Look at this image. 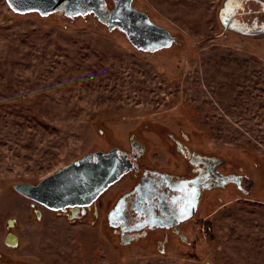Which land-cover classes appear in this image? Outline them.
<instances>
[{
    "label": "rangeland",
    "instance_id": "1",
    "mask_svg": "<svg viewBox=\"0 0 264 264\" xmlns=\"http://www.w3.org/2000/svg\"><path fill=\"white\" fill-rule=\"evenodd\" d=\"M237 2L132 0L171 38L143 49L94 12L20 14L0 0V264H264V0ZM134 147L142 166L181 178L212 170L179 229L112 225L135 173L85 215L15 189Z\"/></svg>",
    "mask_w": 264,
    "mask_h": 264
},
{
    "label": "water",
    "instance_id": "2",
    "mask_svg": "<svg viewBox=\"0 0 264 264\" xmlns=\"http://www.w3.org/2000/svg\"><path fill=\"white\" fill-rule=\"evenodd\" d=\"M115 8L106 10V0H8L17 13L38 11L43 15L63 11L68 16L95 13L100 21L123 31L136 47H163L171 38L152 23L147 15L134 9L132 0H114ZM133 162L119 148L97 151L71 161L37 184L16 183L15 189L29 199L53 210L90 206L98 196L132 170ZM113 212V214H115ZM113 214L110 219H113Z\"/></svg>",
    "mask_w": 264,
    "mask_h": 264
},
{
    "label": "flooded vegetation",
    "instance_id": "3",
    "mask_svg": "<svg viewBox=\"0 0 264 264\" xmlns=\"http://www.w3.org/2000/svg\"><path fill=\"white\" fill-rule=\"evenodd\" d=\"M124 153H127L133 162L134 168L128 173H135L136 178L132 187L124 194V198L114 206L113 212L116 213L112 212L113 219H110L112 225L115 224L125 230L144 227L179 229L182 222L197 214L203 188L213 185L211 169L198 172L195 176L181 178L162 169L142 166L140 160L143 153L136 147ZM193 188L195 194L192 193ZM34 202L47 210H53L44 204ZM92 206L67 207L64 210L60 209L59 212L70 216L77 213L85 215L87 208L91 209ZM34 212L42 219L43 211L35 209ZM7 239L14 240L13 234H9Z\"/></svg>",
    "mask_w": 264,
    "mask_h": 264
},
{
    "label": "snow or ice",
    "instance_id": "4",
    "mask_svg": "<svg viewBox=\"0 0 264 264\" xmlns=\"http://www.w3.org/2000/svg\"><path fill=\"white\" fill-rule=\"evenodd\" d=\"M227 4L229 6H233V10H234L235 7H238L239 6L237 0H227ZM228 12H229V8L226 7L225 13L227 14ZM225 18L227 19V15H226ZM192 193L195 194V189L194 188L192 189Z\"/></svg>",
    "mask_w": 264,
    "mask_h": 264
},
{
    "label": "crops",
    "instance_id": "5",
    "mask_svg": "<svg viewBox=\"0 0 264 264\" xmlns=\"http://www.w3.org/2000/svg\"><path fill=\"white\" fill-rule=\"evenodd\" d=\"M53 230V229H52ZM53 231H56V230H53ZM14 239L16 238V235H13Z\"/></svg>",
    "mask_w": 264,
    "mask_h": 264
}]
</instances>
